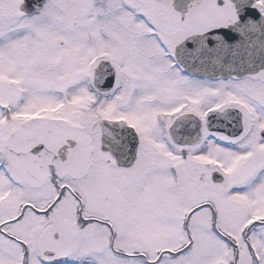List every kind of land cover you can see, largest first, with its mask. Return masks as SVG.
I'll return each mask as SVG.
<instances>
[{
	"label": "snow or ice",
	"instance_id": "obj_1",
	"mask_svg": "<svg viewBox=\"0 0 264 264\" xmlns=\"http://www.w3.org/2000/svg\"><path fill=\"white\" fill-rule=\"evenodd\" d=\"M0 264H264V0H0Z\"/></svg>",
	"mask_w": 264,
	"mask_h": 264
}]
</instances>
